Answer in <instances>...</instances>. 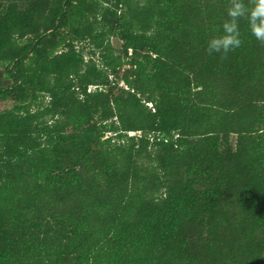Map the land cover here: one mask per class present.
<instances>
[{"label": "trees", "instance_id": "trees-1", "mask_svg": "<svg viewBox=\"0 0 264 264\" xmlns=\"http://www.w3.org/2000/svg\"><path fill=\"white\" fill-rule=\"evenodd\" d=\"M230 6L0 0V264H264V42L207 52Z\"/></svg>", "mask_w": 264, "mask_h": 264}, {"label": "clouds", "instance_id": "clouds-1", "mask_svg": "<svg viewBox=\"0 0 264 264\" xmlns=\"http://www.w3.org/2000/svg\"><path fill=\"white\" fill-rule=\"evenodd\" d=\"M227 9L228 19L223 23L221 34L212 37L207 44L209 54L221 53L223 56L242 45L240 39L241 18L247 20L249 31L257 41L264 42V0H254L252 7H248L245 0H230Z\"/></svg>", "mask_w": 264, "mask_h": 264}, {"label": "rangeland", "instance_id": "rangeland-1", "mask_svg": "<svg viewBox=\"0 0 264 264\" xmlns=\"http://www.w3.org/2000/svg\"><path fill=\"white\" fill-rule=\"evenodd\" d=\"M16 0H3L4 4H8L9 2H13ZM112 41L114 43V45L116 46V48L120 47V42L116 39V38H112ZM92 89H94L95 87H91ZM13 106V101L12 100H3L0 98V110H4V109H8L11 108Z\"/></svg>", "mask_w": 264, "mask_h": 264}]
</instances>
